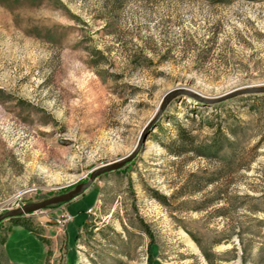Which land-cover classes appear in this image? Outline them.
Returning a JSON list of instances; mask_svg holds the SVG:
<instances>
[{
  "label": "rangeland",
  "instance_id": "1",
  "mask_svg": "<svg viewBox=\"0 0 264 264\" xmlns=\"http://www.w3.org/2000/svg\"><path fill=\"white\" fill-rule=\"evenodd\" d=\"M250 85H264V0H0V215L130 154L166 92ZM179 126L191 143L173 145ZM94 184L61 212L65 234L37 213L20 218L35 232L2 222L8 262L264 264V95L172 100Z\"/></svg>",
  "mask_w": 264,
  "mask_h": 264
},
{
  "label": "water",
  "instance_id": "2",
  "mask_svg": "<svg viewBox=\"0 0 264 264\" xmlns=\"http://www.w3.org/2000/svg\"><path fill=\"white\" fill-rule=\"evenodd\" d=\"M246 95H257V96L264 95V85H250V86L240 87L237 89H233L227 93H224V95L215 98L203 97L198 93H195L194 91H191L184 87L174 88L173 90L166 92L159 103L158 112L141 129L137 139L138 142L136 143L130 154L120 158L115 162L108 163L104 166H100L99 168L93 170L90 173V177L87 182L78 184L73 190L67 193L54 196L52 198L43 200L41 202L26 204L19 209L1 214L0 224L4 221H10L11 219L14 218H21L26 214H30L42 209L53 207L60 203H69L74 199L82 196L87 191H89L93 187L97 179H99L102 175L120 170L124 165L131 162L137 156L143 144H145L147 138L149 137L150 133L156 128V123L158 119L161 117L165 108L172 100L174 99L180 100L183 97H189L198 104H201L203 106H210L213 104L221 103L228 99H232L238 96H246Z\"/></svg>",
  "mask_w": 264,
  "mask_h": 264
},
{
  "label": "crops",
  "instance_id": "3",
  "mask_svg": "<svg viewBox=\"0 0 264 264\" xmlns=\"http://www.w3.org/2000/svg\"><path fill=\"white\" fill-rule=\"evenodd\" d=\"M94 187H96L95 186V184L93 185V187L92 188H94ZM91 188V189H92ZM91 189L89 190V191H87L86 193H84L82 196H80V197H78V198H76V199H74L73 201H71V202H69V203H60L59 205H56V206H53V207H51L52 208V214L50 215V217L49 218H51V219H49L51 222L53 221V218L55 217V216H59V215H61L62 213V211H64L71 203H73V202H75V201H77V200H79V199H81V198H83L87 193H89L90 191H91ZM98 201H99V195H98V198H97V200H96V203H95V205L94 206H91V207H88L87 208V210H86V212L90 209V208H94L95 206H96V204L98 203ZM47 223H49V222H45V224H47ZM50 228V230H49V232H50V234L52 235L51 236V238H54L56 235H57V233H56V230H55V233L53 234V228L54 227H49ZM55 229V228H54ZM35 236H37V238L41 241V237L42 236H40L39 234H37V233H35ZM6 238V237H5ZM66 242V241H65ZM44 245V244H43ZM44 252H45V254H46V248H45V246H44ZM0 259H1V261L4 263V264H10L9 262H8V260L6 259V257L4 256V251H3V243L0 245ZM44 264V263H43Z\"/></svg>",
  "mask_w": 264,
  "mask_h": 264
},
{
  "label": "built area",
  "instance_id": "4",
  "mask_svg": "<svg viewBox=\"0 0 264 264\" xmlns=\"http://www.w3.org/2000/svg\"><path fill=\"white\" fill-rule=\"evenodd\" d=\"M21 204H17V208H21ZM33 213H37L39 218H49L50 215L53 213L52 211H47V209H42ZM88 218L92 215V208L87 211ZM72 220L71 216L67 213H63L59 216H55L53 218V226L55 227L57 234H65L66 226Z\"/></svg>",
  "mask_w": 264,
  "mask_h": 264
},
{
  "label": "trees",
  "instance_id": "5",
  "mask_svg": "<svg viewBox=\"0 0 264 264\" xmlns=\"http://www.w3.org/2000/svg\"><path fill=\"white\" fill-rule=\"evenodd\" d=\"M210 49H207V51L205 52L206 54H209L210 53ZM176 133H177V139H176V141L174 142V146H176V145H179V143H181V142H190L191 143V141H192V137L191 136H189V134L187 133V131H186V129L185 128H183L182 126H179L178 128H177V130H176ZM182 144V143H181ZM181 154V152H177V151H173V155H180ZM157 198H159L158 196H156ZM159 199H161V198H159ZM164 199H161V201H163ZM59 205V204H58ZM10 222H14V223H21V224H23V225H25V227L29 230V231H31V232H35L34 231V229L29 225V223H28V221H25V220H21L20 218H14V219H11L10 220ZM84 226V225H83ZM82 226V227H83ZM81 227V228H82ZM77 237H78V235H77ZM77 237H76V240H77ZM152 247V246H151ZM151 247L149 248V253H151L150 252V250H151Z\"/></svg>",
  "mask_w": 264,
  "mask_h": 264
},
{
  "label": "bare ground",
  "instance_id": "6",
  "mask_svg": "<svg viewBox=\"0 0 264 264\" xmlns=\"http://www.w3.org/2000/svg\"><path fill=\"white\" fill-rule=\"evenodd\" d=\"M218 104V103H217ZM104 166V165H103ZM32 214H35V213H30V214H26V215H24L23 217H25V216H29V215H32ZM22 218V217H21Z\"/></svg>",
  "mask_w": 264,
  "mask_h": 264
}]
</instances>
